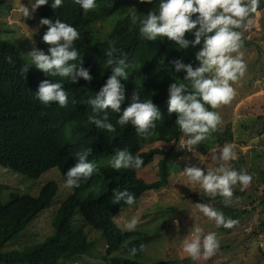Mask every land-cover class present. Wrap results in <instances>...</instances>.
I'll use <instances>...</instances> for the list:
<instances>
[{
	"label": "trees",
	"instance_id": "16d2710c",
	"mask_svg": "<svg viewBox=\"0 0 264 264\" xmlns=\"http://www.w3.org/2000/svg\"><path fill=\"white\" fill-rule=\"evenodd\" d=\"M52 3L53 0H48L47 4L36 8L37 15L40 20L60 21L77 31L78 37L70 49L77 52V57L66 61V65L73 66L71 75L83 69L90 79L77 76L73 80L71 76H52L39 71L29 65L17 44L0 39V166L31 179H38L55 168L65 179L64 174L79 162L81 155L86 154V162L93 163L95 169L79 187L72 188V195L55 214L52 232L43 241L17 247L13 245L14 249L10 251H5V247L51 207L58 185L49 182L38 196L11 193L7 203L2 202V195L8 187L0 186V264H62L89 254L93 244L83 230L75 229V211H79L86 224L101 232L105 239L107 248L103 264H173L164 260L153 263L140 261L142 250L152 237L139 236L135 239L138 232L122 231L115 218L122 209L136 205L148 192L161 190L169 183L178 156L175 146L192 134L183 133L176 123L179 114L169 111V89L173 84H183L181 95L196 92L193 80L186 79L185 68L177 71L176 63L190 66L193 71L201 67L199 53L203 49L204 36L199 43H194L196 28L186 31V47L167 37L148 39L140 31L142 21L149 12L158 14L160 0H95V6L89 10L83 9L75 0H61L56 8L52 7ZM8 4L9 0H0V7L7 8ZM263 9L264 1L259 0L256 12ZM255 13L244 22H248ZM196 15L193 14L192 19ZM114 16L118 19L102 36L105 38L95 41L94 35L97 34L94 27ZM244 22L240 28L234 29L241 33V49L253 45L243 33ZM42 26L46 32L48 26ZM49 47L42 41L38 44V51L50 55ZM116 67L123 68L125 72L123 77H116L124 97L119 105L120 111L110 107L97 108L90 101L95 100L106 87ZM210 75L211 71L205 72L203 78L211 79ZM44 80L61 85L66 93L64 106L55 101L48 104L39 101L36 92ZM133 97L138 102H151L158 112V118L143 133L138 132L137 126L131 122L124 125L118 123L122 112L133 103ZM204 107L213 111L208 104ZM97 120L112 124L114 131L97 126ZM217 139L218 144L224 145L232 142L234 135L228 128L224 138ZM155 142L173 146L169 151L159 148L145 150L146 146ZM120 150L140 158L141 165L138 168L113 169L109 160ZM157 157L160 158L157 179L147 182L139 177L138 172L152 165ZM257 179L264 186V169H261ZM84 184L95 188L99 196L81 198ZM117 193L131 195L134 203L126 204V196L116 200ZM240 193L244 195L245 192ZM233 194L232 188V197L227 204L220 195H209L208 199L225 219L236 221L232 228L219 226L226 233L237 228L244 215L254 211L253 206L242 211L236 208L231 201ZM252 197L249 196L250 200ZM250 204L253 205V202ZM133 247L137 252L130 255Z\"/></svg>",
	"mask_w": 264,
	"mask_h": 264
},
{
	"label": "rangeland",
	"instance_id": "374dc122",
	"mask_svg": "<svg viewBox=\"0 0 264 264\" xmlns=\"http://www.w3.org/2000/svg\"><path fill=\"white\" fill-rule=\"evenodd\" d=\"M25 7L29 8L28 17L24 15ZM117 19L114 16L97 24L94 31L98 37L94 35V40H103L105 36H102L111 30L112 22L114 24ZM243 26V33L253 45L246 49H241L240 46L237 52L227 53L231 57L239 54L245 65V72L238 80L229 82L234 89L231 101L213 109L220 117L216 128L205 133L204 139L196 144L187 143L195 134H191L188 139L183 138L175 146L178 156L168 185L156 192H148L136 205L122 209L115 218V223L124 232L127 231L125 222L136 218L135 230L138 235L135 239L139 236L152 237L144 246L140 261L153 263L164 260L173 264H264V199L261 198L264 197V186L257 179L261 169H264V9L257 11ZM44 34L36 9L31 11V2L9 0L7 8L0 7V39L17 44L26 61L33 67L35 65L30 62L29 54L34 50L38 51V44L43 41ZM214 75V71H211L210 77L213 78ZM228 128L234 135L233 141L218 144L217 138L223 139ZM225 145L232 147L236 159L228 162L220 159L221 149ZM172 146L173 144L155 142L146 146L145 150L159 148L169 151ZM159 160L157 157L152 165L139 171V177L147 182L156 180ZM221 166L234 168L238 173L244 172L252 177L246 187H242L239 182L232 186L234 197L231 201L241 211L252 209L251 206L254 211L242 215L237 228L228 233L221 231L213 219L200 212L198 206L201 204L217 209L208 200L210 194L205 193L198 182L190 181L185 173L186 168L196 167L207 174ZM49 182L58 185L51 207L42 212L17 239L10 242L5 251L14 249L13 245L17 247L43 241L52 232L55 214L72 195L73 189L66 186L65 179L55 168L38 179H31L0 166V186L8 187L3 191V203L9 201L11 193L38 196L42 187ZM239 191H244V195L238 194ZM87 195L97 198L99 193L95 188L84 184L81 198L84 199ZM251 195L253 200L249 198ZM73 223L75 229L83 230L88 235L93 247L89 254L62 264H103L107 246L101 232L89 227L79 211L74 212ZM195 227L202 229V237L209 233L216 234L218 248L208 258L201 255L193 260L183 252V241L191 239Z\"/></svg>",
	"mask_w": 264,
	"mask_h": 264
},
{
	"label": "clouds",
	"instance_id": "9594fccd",
	"mask_svg": "<svg viewBox=\"0 0 264 264\" xmlns=\"http://www.w3.org/2000/svg\"><path fill=\"white\" fill-rule=\"evenodd\" d=\"M83 9L89 10L95 6V0H75ZM259 0H160L158 14L149 12L147 18L142 21L140 31L148 39L157 37H167L177 42L181 47H186L188 41L184 39V34L188 30L196 28L195 41L199 43L200 38L204 36V45L199 53L202 66L192 70L190 66L176 63V70L182 67L187 72L186 79L193 80V87L196 92L189 95H181L184 88L183 84L170 86L169 93V111L178 113L176 123L180 130L185 134L193 135L187 143L192 145L204 139V134L214 130L220 120L218 113L207 111L204 104H208L215 109L220 104H227L234 96V89L229 83L238 80L244 75L245 65L239 54L231 57L227 53L237 52L240 47L241 33L234 29L240 28L242 23L250 17V14L257 10ZM48 0H33L31 11L45 5ZM61 4V0H53L52 7L56 8ZM193 14L196 15L192 19ZM25 17L30 16L29 8L24 9ZM41 23L47 25V31L42 39L50 47L45 55L42 51H32L30 62L39 70L52 76L60 77L71 76L73 80L76 77L90 79L88 72L80 69L75 75L73 66L66 65V61L77 57V52L71 49L72 43L78 37L77 31L69 24L56 21L50 22L44 18ZM199 25V27H197ZM247 27V25H244ZM211 33V35H208ZM111 63V61H109ZM114 75L108 79L99 96L90 101L97 108H108L119 112L120 102L123 100L121 85L116 79L117 76L125 75L121 67L114 68ZM214 71L215 75L211 79L203 78L205 72ZM199 95V99H197ZM36 97L43 104L55 101L60 106L66 104V93L59 83H50L44 80L40 83ZM203 101L204 103H201ZM158 118V112L151 102H138L133 97V103L128 106L120 115L118 123L121 125L131 122L137 126V131L145 132L152 121ZM97 126L103 127L108 131H114L110 123L96 121ZM86 155V154H85ZM85 155H81L79 162L69 169L65 175V184L69 188L79 187L83 180L92 176L95 165L86 162ZM220 159L224 162L236 159V155L230 145H225L221 149ZM142 161L138 157H133L126 150L117 151L109 160V165L116 170L127 169L129 167H139ZM188 179L192 182H198L205 193L215 197L220 195L227 204L232 197V187L238 182L242 187H246L252 177L244 172H237L234 168L221 166L216 171H208L207 174L200 168L189 167L185 169ZM218 173V174H217ZM126 196L125 203L132 205L133 197L127 193H117L116 200ZM204 216L213 219L217 226L232 228L235 220L225 219L222 212L206 205L198 206ZM137 225L136 218L126 221L124 227L127 231L135 230ZM202 229L195 227L190 240L183 241V252L193 260L203 255L208 258L214 254L218 248V241L215 233H209L201 236ZM143 245H141V249ZM137 249L133 247L130 255H135Z\"/></svg>",
	"mask_w": 264,
	"mask_h": 264
}]
</instances>
